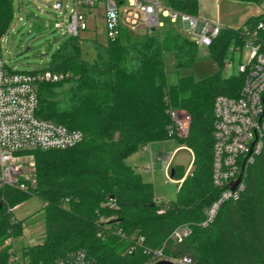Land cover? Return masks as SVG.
Here are the masks:
<instances>
[{
	"label": "trees",
	"instance_id": "16d2710c",
	"mask_svg": "<svg viewBox=\"0 0 264 264\" xmlns=\"http://www.w3.org/2000/svg\"><path fill=\"white\" fill-rule=\"evenodd\" d=\"M164 1L197 14L196 0ZM11 19V0H0V39ZM260 20L264 10L238 27L224 26L206 48L218 69L200 79L168 76L164 53H173L179 70L193 64L198 46L172 26L161 34L121 28L107 40L106 56L92 61L81 56L79 38L66 36L44 69L70 76L37 85L36 114L81 131L83 139L67 148L28 151L36 165L33 193L0 185V264H13L7 239L22 236L25 228L24 219L11 208L33 195L42 202L44 236L41 242L22 246L15 264H55L79 249L98 264H142L148 256L140 248L125 252L140 236L145 245L164 246L166 254L188 256L193 264H264V140L245 171L240 198L224 202L207 226L200 224L204 209L219 193L211 181L213 100L219 94L236 97L243 82L242 73L224 75L222 69L241 51L243 27ZM66 81L74 84L53 91ZM172 108L190 115L185 134L174 129ZM170 138L192 151V170L177 183L175 199L158 203L152 182L125 159L142 145ZM182 177L183 170L174 166L173 178ZM101 217L109 218L108 228ZM184 223L192 227L188 237L168 238Z\"/></svg>",
	"mask_w": 264,
	"mask_h": 264
},
{
	"label": "built area",
	"instance_id": "2783aa9c",
	"mask_svg": "<svg viewBox=\"0 0 264 264\" xmlns=\"http://www.w3.org/2000/svg\"><path fill=\"white\" fill-rule=\"evenodd\" d=\"M41 3L40 0H25ZM48 9L55 14L52 28L62 35L79 38L87 30L89 20H94V10L102 8V17L108 39L115 37L121 28L161 34L165 26L162 18L168 19L170 26L183 24L185 34L197 45L207 48L223 26L218 20H210L186 11L176 9L164 0H44ZM19 20L21 18H18ZM153 29V31H151ZM245 40L241 51L244 59L237 64V72L243 74V82L236 97L223 94L213 100V142L211 181L218 188L217 197L204 209L202 226L210 224L220 206L226 201H236L244 191L245 171L260 154L264 140V21L252 27H243ZM0 39V185L11 186L33 193L36 189V165L28 151L34 149H58L76 145L83 139L79 130L68 129L62 124L37 116V85L43 81H60L69 73L42 69L37 71L14 70L6 64L2 55ZM231 63L228 60L225 65ZM174 129L179 134L188 130L190 115L182 109H170ZM148 144L145 145L147 147ZM171 154L162 157L168 178ZM191 165V164H190ZM187 168L186 174L189 171ZM152 172V164L142 167ZM185 174V175H186ZM177 179V183L181 182ZM239 181L234 185V183ZM110 205L112 203H109ZM19 205L11 208L18 207ZM162 210H158L161 212ZM109 218L101 217L106 228ZM108 228V227H107ZM192 227L184 223L175 226L168 238L182 240L190 235ZM118 234L124 237L118 230ZM13 237L7 239L10 261L15 264L19 257L15 254ZM142 236L132 241L126 248L131 253L140 248L148 258L142 264L167 261L172 264H193L188 256H171L163 247L151 248L143 243ZM55 264H98L83 249L68 253Z\"/></svg>",
	"mask_w": 264,
	"mask_h": 264
},
{
	"label": "rangeland",
	"instance_id": "374dc122",
	"mask_svg": "<svg viewBox=\"0 0 264 264\" xmlns=\"http://www.w3.org/2000/svg\"><path fill=\"white\" fill-rule=\"evenodd\" d=\"M40 1L41 3L11 0L12 19L4 34L1 50L6 64L14 70L37 71L46 68L52 53L56 51L66 37L59 30L52 28L55 14L48 9L44 0ZM53 1L55 0H50V2ZM61 1L66 2V0ZM218 6L223 17L229 18L230 24L233 26L241 25L248 17L259 14L254 13V9L258 5L241 0H219ZM243 13H245L244 16H241ZM94 14V20L88 21L87 30L81 32L79 36L81 56L88 61H92L97 55L106 56L105 45L108 37L102 17V8L95 9ZM243 17L245 18L241 22L240 18ZM162 20L165 23L162 31H165L170 24L168 19L162 18ZM171 26L186 35L180 21ZM244 52L242 51L241 54L234 53L231 63L223 66L222 73L224 75L237 71V64L245 57ZM164 57L168 76L179 77L191 74L195 79H200L218 69L216 62L208 56L206 48L200 45L197 46L196 60L191 66L176 70L173 53L166 51ZM73 84V81L62 82L53 88V91L60 92ZM179 145L180 143L176 138H170L163 142L155 141L148 143L147 147L145 145L138 147L133 155L137 164L135 169L140 172L144 180L152 182L158 203L175 199L177 191V179H170L166 176L162 157L174 151L170 161L169 173L176 166L177 170H183V176L192 161L191 151L186 146ZM145 164H152L153 171H142L141 167ZM191 170L192 163L188 173ZM41 205V200L33 195L12 210L18 219H24L25 224L23 235L13 240V247L18 257H20L22 246L38 243L43 239L44 213L40 209Z\"/></svg>",
	"mask_w": 264,
	"mask_h": 264
},
{
	"label": "crops",
	"instance_id": "0c3cea01",
	"mask_svg": "<svg viewBox=\"0 0 264 264\" xmlns=\"http://www.w3.org/2000/svg\"><path fill=\"white\" fill-rule=\"evenodd\" d=\"M197 1V4H198V9H197V14L198 16L200 17H203V18H207V19H210V20H218L219 23L224 27V26H231V27H238L240 26V24L236 25V26H233L230 24V20L229 18L227 17H223V15L221 14L220 12V9H219V6H218V2L219 0H196ZM264 5V4H263ZM263 5L261 6H257L254 10V13H260L264 8H263ZM245 13H243L241 16H244ZM240 16V17H241ZM245 17L243 18H240L241 22L243 21ZM240 22V23H241ZM242 24V23H241ZM186 36V35H185ZM185 147V146H184ZM187 148V147H186ZM188 150H190L189 148H187ZM191 151V150H190ZM192 153V151H191ZM135 153H133L132 155L128 156L125 161L127 164H129L130 166L136 168L137 167V164L135 162V159L133 157ZM192 159H193V154H192ZM192 163V161H191ZM190 163V164H191ZM136 170V169H135ZM142 170V168H141ZM137 171V170H136ZM143 171V170H142Z\"/></svg>",
	"mask_w": 264,
	"mask_h": 264
},
{
	"label": "water",
	"instance_id": "95a60500",
	"mask_svg": "<svg viewBox=\"0 0 264 264\" xmlns=\"http://www.w3.org/2000/svg\"><path fill=\"white\" fill-rule=\"evenodd\" d=\"M151 31H153V29H151ZM174 176V168L171 169V177L173 178ZM239 181V179H237V181L234 183V185ZM2 203L0 202V207H1ZM154 264H172V263H169L167 261H158Z\"/></svg>",
	"mask_w": 264,
	"mask_h": 264
}]
</instances>
